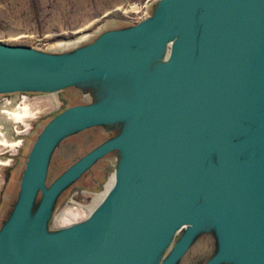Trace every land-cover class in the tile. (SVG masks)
I'll return each mask as SVG.
<instances>
[{
    "label": "water",
    "instance_id": "1",
    "mask_svg": "<svg viewBox=\"0 0 264 264\" xmlns=\"http://www.w3.org/2000/svg\"><path fill=\"white\" fill-rule=\"evenodd\" d=\"M152 3L146 19L67 51L0 45V93L67 95L0 217V264H176L211 228L217 251L203 264H264V0ZM110 122L118 135L46 189L59 140ZM115 148L103 201L50 229L63 188Z\"/></svg>",
    "mask_w": 264,
    "mask_h": 264
},
{
    "label": "rangeland",
    "instance_id": "2",
    "mask_svg": "<svg viewBox=\"0 0 264 264\" xmlns=\"http://www.w3.org/2000/svg\"><path fill=\"white\" fill-rule=\"evenodd\" d=\"M153 1L0 0V45L67 51L91 41L105 30L126 27L146 19ZM78 38L76 45L60 47V43ZM66 100L63 90L12 93L6 99L0 96V110L24 104L32 110L23 122L0 116V131L14 142L12 145L0 144V217L4 215L19 182L35 132L46 117ZM106 136L103 127H91L62 139L49 162L50 181ZM115 159L113 155L98 160L61 193L49 222L50 229H62L91 215L115 181ZM180 234H175L174 241ZM215 247V236L201 233L177 264H202L214 253ZM168 248L163 254L168 253Z\"/></svg>",
    "mask_w": 264,
    "mask_h": 264
},
{
    "label": "flooded vegetation",
    "instance_id": "3",
    "mask_svg": "<svg viewBox=\"0 0 264 264\" xmlns=\"http://www.w3.org/2000/svg\"><path fill=\"white\" fill-rule=\"evenodd\" d=\"M136 24V23H135ZM132 25H134V24H131V25H129V26H132ZM93 40V39H92ZM91 40V41H92ZM91 41H88V42H91ZM82 44H84V43H82ZM81 44V45H82ZM80 46V45H79ZM27 92H41V91H17V92H12V93H14V94H16V95H19V94H22V93H27ZM12 93H0V96H4V95H10V94H12ZM91 127H103L104 129H105V131H106V138L104 139V140H102L99 144H101V143H103V142H105V141H107V140H109V139H111V138H113V137H115V136H117L118 135V133L120 132V130H121V123L120 122H110V123H99V124H95V125H90V126H88V127H84L83 129H80V130H75V131H73V132H71V133H69V134H67V135H65L64 137H62L60 140H59V142L54 146V148L52 149V151H51V153H50V155H49V158H48V160H47V164H46V171H45V177H44V186H45V188L46 189H48V188H50V186L58 179V177L62 174V173H64L70 166H72L76 161H78L82 156H84L87 152H89V151H91L94 147H92L89 151H87V152H85L82 156H80L78 159H76L71 165H69L65 170H63L56 178H54L52 181H50V178H49V174H48V168H49V162H50V159H51V156H52V154H53V152H54V150H55V148L58 146V144L60 143V141L62 140V139H64L65 137H67V136H69V135H71V134H73V133H76V132H80V131H83L84 129H88V128H91ZM6 129H7V127H6ZM15 131V133H17V130L15 129L14 130ZM99 144H97V145H99ZM96 145V146H97ZM30 148V147H29ZM29 151V150H28ZM27 154H28V152H27ZM27 154H26V157H27ZM22 155V153L19 155V156H21ZM114 155V157H116V159H115V168L117 167V165H118V162H119V160L122 158V153H121V151H120V149L119 148H115V149H113V150H111V151H109V152H107L106 154H104L103 156H101L100 158H98V159H96L95 160V162L94 163H92L91 164V166H89L87 169H85L82 173H81V175L79 176V177H77L75 180H77V179H79L83 174H85L98 160H100V159H104V158H106V157H109V156H113ZM26 160V159H25ZM25 164V163H24ZM24 168V167H23ZM22 172H23V169H22V171H21V174H22ZM21 177V176H20ZM75 180H73V181H75ZM73 181H71V182H69L64 188H63V190L59 193V195L56 197V199L54 200V203H53V206H52V209H51V212H50V215H49V218H48V221H47V223H48V227H49V222H50V220H51V217H52V213H53V210H54V208H55V205L57 204V201H58V198H59V196L61 195V193L69 186V185H71L72 183H73ZM211 233V234H213V236H215V233H214V231L212 230V228L211 229H209V230H206V231H200L197 235H196V237L199 235V234H201V233ZM195 237V238H196ZM194 238V239H195ZM215 240H216V237H215ZM216 251H217V241H216V247H215V251H214V253L211 255V256H213L215 253H216ZM210 256V257H211ZM177 264V263H176ZM203 264V263H202Z\"/></svg>",
    "mask_w": 264,
    "mask_h": 264
},
{
    "label": "bare ground",
    "instance_id": "4",
    "mask_svg": "<svg viewBox=\"0 0 264 264\" xmlns=\"http://www.w3.org/2000/svg\"><path fill=\"white\" fill-rule=\"evenodd\" d=\"M79 39L80 38L75 39V40H72V41H66L64 43H60V47L62 48L63 46L64 47L74 46V45L77 44V42H78ZM31 111H30L28 105L27 104H24L22 106H16L15 108H11V109L10 108H1V110H0V116L5 117L7 119H13L15 121L23 122L24 118L27 117V116H29L30 113H31ZM13 143H14L13 141L8 140L4 136V134L0 131V144L12 145Z\"/></svg>",
    "mask_w": 264,
    "mask_h": 264
},
{
    "label": "built area",
    "instance_id": "5",
    "mask_svg": "<svg viewBox=\"0 0 264 264\" xmlns=\"http://www.w3.org/2000/svg\"><path fill=\"white\" fill-rule=\"evenodd\" d=\"M4 96H6V97H7L8 95H4ZM4 96H1V97H2L3 99H6V97H4Z\"/></svg>",
    "mask_w": 264,
    "mask_h": 264
}]
</instances>
